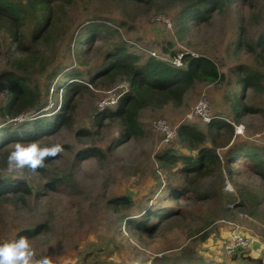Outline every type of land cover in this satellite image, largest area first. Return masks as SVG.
<instances>
[{"label": "rangeland", "instance_id": "374dc122", "mask_svg": "<svg viewBox=\"0 0 264 264\" xmlns=\"http://www.w3.org/2000/svg\"><path fill=\"white\" fill-rule=\"evenodd\" d=\"M193 2L72 0L52 44H36L34 29L26 31L27 54L33 52L41 60L27 68L11 64L16 43L9 50L0 32V75L14 72L27 77L38 86L45 104L38 112L0 115V128L6 123L19 125L16 122L28 126L30 120L58 113L61 86L69 80L68 74L85 85L75 94L68 125L40 140L41 146H62L60 153L50 157L45 172L23 168L9 172L7 155L15 144L0 152V181L18 179L31 189L24 200L15 193L0 197V242L45 224L46 229H38L28 239L34 251L32 261L48 255L53 264H170L164 262L166 258L183 261L192 253L231 264H264V178L246 160L241 147L254 145L264 150V46L257 44L264 32V0H257L255 7L237 0L216 11L209 22H197L181 33L180 12ZM99 22L112 26L115 35L83 45L85 53L81 54L79 38L89 25ZM242 35L248 45L237 44ZM119 46L140 55L143 61L161 57L172 64L182 53L208 57L226 81L196 82L180 105L141 109L144 135L126 137L122 119L103 118L102 124H97L94 115L98 102L110 90L130 82L125 76L113 81L99 76L92 80L102 70L107 54ZM21 54L27 55L15 52ZM239 67L257 75L262 88L244 95L245 103L258 111L245 110L234 116L227 93ZM203 92L207 93L211 120L188 119ZM9 94L10 88L0 85V106L8 102ZM216 116L234 127L227 146L216 147L209 135L207 125ZM161 120L174 128L188 123L208 134L207 145L216 148L220 157L208 176L191 181L181 172L183 161L170 167L159 162L158 157L168 149L194 153L178 136L167 144L158 128ZM95 149L100 155L86 156ZM226 184L231 190H226ZM173 187L180 189L170 193ZM122 196L132 199L130 207L114 205L113 200ZM159 205L168 206L170 215H175L161 223L151 222L156 225L151 235L131 230V219H141L142 210ZM234 233L247 237L248 246L238 248L232 256L225 255L223 244Z\"/></svg>", "mask_w": 264, "mask_h": 264}, {"label": "trees", "instance_id": "16d2710c", "mask_svg": "<svg viewBox=\"0 0 264 264\" xmlns=\"http://www.w3.org/2000/svg\"><path fill=\"white\" fill-rule=\"evenodd\" d=\"M71 1L0 0V32L4 34L5 42L8 41L9 50L16 43L17 50L12 51L11 54V64L13 66L27 68L35 64L36 61H41L37 59L38 56H35L33 52L29 55L27 54L30 45H28V40L27 42L25 40L26 31L31 27L34 29L32 40L36 44L46 46L52 44L55 37L58 36L63 19L67 16ZM139 1L149 3L152 0ZM185 1L194 2L180 12L178 23H180L181 33L197 22H209L216 11L226 8L237 0ZM240 1L249 7L257 5H255L257 0ZM114 35L115 29L109 24L99 22L89 25L78 41L80 53H85L82 49L83 45H89L94 40L110 39ZM245 39V36L242 35L237 44L245 43L248 45ZM257 44L264 46V32L260 35ZM17 51L27 55L16 56L15 52ZM173 53L171 52V54ZM182 60L184 65L180 67H176L157 57H150L148 60L143 61L140 55L130 51L125 46L115 47L107 54L102 70L92 80L94 82L95 77L99 76L103 78V81H113L117 77L125 76L130 80L131 91L121 97L117 108L107 109L97 114L95 116L97 118L96 123L102 124L103 118L122 119L126 125V137H142L145 131L139 119L141 109L149 106L153 108L162 107L165 104L180 105L196 82L214 83L226 81L225 75L220 73L216 63L208 57H194L191 54H184ZM243 72L246 74L240 76ZM68 75L69 80L65 81L61 86L62 106L60 111L50 115L49 118L37 117L30 120L31 122L27 123L28 126H22L16 122L15 124L19 125L13 127L11 125L6 126V123L4 127L0 128V152L16 142L40 143L41 138L56 133L68 125L70 114L75 107V94L85 88L80 78L72 74ZM236 77L235 83L227 93V98L231 100L232 114L234 116L240 114L241 116L245 110L258 111L253 106L245 103L246 96L244 95L251 91L256 93L260 91L262 88L260 78L255 74L247 73L244 67L237 68ZM0 85L10 88V94L7 96L8 102L0 106V115L3 117L7 115L15 117L29 110H37L36 112H38L45 106V104L41 103L40 89L37 85L33 86L25 76L17 75L14 72L3 73L0 75ZM207 126L209 135L216 142V147L228 145L234 134L232 124L216 116ZM177 132L181 142L186 143L194 153L182 154L176 149H168V151L158 157L159 162L164 167H170L176 165L179 161H183L184 165L181 168V172L186 176L185 178L191 181L208 176L211 173V169L220 161L216 148L207 145L208 134L188 123L180 125ZM241 147L243 148L242 153L246 155V160L250 161L256 173L264 178V150L254 145ZM91 154L98 156L100 151L98 149L92 150V153H86V156ZM49 160L50 157H46L44 166L36 170L45 172ZM23 169L27 170L29 168L24 167ZM178 189L180 188H170V193L177 192ZM30 192V187L21 180L0 181V197L15 193L20 194L19 197L24 200V197ZM113 202L115 206L124 205L130 207L132 205V199L128 196L116 198ZM142 211H144V214L141 219L135 220L136 218H133L130 220V223L133 224L131 230H138L137 232L150 235L156 232V225L151 224V222L161 223L171 213V209L166 205L147 207ZM174 215L171 214L169 217ZM38 229L44 230L46 225L41 224L35 230H24L17 234L16 239L20 236L29 239V237H33L38 232ZM164 262H169L170 264H231L227 261L206 260L203 257L197 258L192 253L183 261L181 259L166 258Z\"/></svg>", "mask_w": 264, "mask_h": 264}, {"label": "clouds", "instance_id": "9594fccd", "mask_svg": "<svg viewBox=\"0 0 264 264\" xmlns=\"http://www.w3.org/2000/svg\"><path fill=\"white\" fill-rule=\"evenodd\" d=\"M61 151L60 144L41 146L37 142H16L7 155V169L12 172L16 168L27 167L35 171L44 166L46 157H55ZM226 190H231L230 184H226ZM33 256L30 241L24 236L0 242V264H53L48 255L35 261L31 259Z\"/></svg>", "mask_w": 264, "mask_h": 264}, {"label": "built area", "instance_id": "2783aa9c", "mask_svg": "<svg viewBox=\"0 0 264 264\" xmlns=\"http://www.w3.org/2000/svg\"><path fill=\"white\" fill-rule=\"evenodd\" d=\"M183 53L176 56L174 58V63H172L176 67L183 66ZM160 58L161 57H157ZM131 91V85L130 82L128 83H122L118 85L116 88L110 90L106 96H104L97 104V110L94 115L99 114L102 111H105L107 109H115L119 105L120 99L122 96H124L126 93H129ZM208 97L207 93L203 92L201 94V97L199 101L196 103L192 111L187 115L188 119H193L194 117H201L205 121H210L212 116L209 112V105H208ZM158 128L162 131V133L165 135V141L167 144L170 142L173 138L178 136V128L175 126L170 127L167 125L163 120L158 122ZM248 246V239L245 236H242L240 234H232L230 238H228L224 244H223V253L225 255H231L233 252H235L238 248H243Z\"/></svg>", "mask_w": 264, "mask_h": 264}]
</instances>
